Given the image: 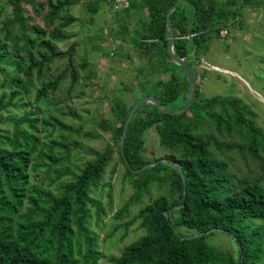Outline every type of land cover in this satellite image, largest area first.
Here are the masks:
<instances>
[{"label": "trees", "instance_id": "1", "mask_svg": "<svg viewBox=\"0 0 264 264\" xmlns=\"http://www.w3.org/2000/svg\"><path fill=\"white\" fill-rule=\"evenodd\" d=\"M77 1L7 0L0 6V121L12 122L11 129L0 127V264H99L104 253L91 220L94 214L101 220L106 209L92 192L104 183L115 150L135 187L114 214L122 220L116 227L128 231L139 221L145 234L124 246L119 255L109 256L110 264H264L263 178L238 175L227 154L248 152L264 170V130L257 125L255 114L237 99L206 100L198 79L207 68L201 72L197 68L204 62L202 53L210 41L223 38L222 30L243 20L237 7L255 5L246 0L239 5L237 0L181 2L171 13L174 49L193 69L195 101L180 114L164 112L153 103L140 105L125 136L129 166L120 139L131 108L141 98L132 105L114 98L112 117L97 122L101 129L111 130L113 142L95 150L94 158L75 171L63 166L70 162L73 149L65 142L74 128L54 116L40 119L39 109L31 108L27 98L34 90L38 103L56 92L68 71L70 89L77 82L71 65L38 88L34 81L35 75L41 81L55 60H72L76 54V42L56 51L52 40L72 37L63 28L77 20L69 13ZM176 1L131 0L122 10L125 14L132 8L147 12L141 24L132 30L124 28L148 62V76L139 81L142 92L148 90V96H156L167 108L181 109L188 99L189 78L171 58L166 24L167 12ZM100 2L108 3L118 15L122 13L111 0H95L90 9L97 12ZM8 7L11 11L5 16ZM93 74L88 69L87 79ZM152 127L166 150L159 157L145 155L144 135ZM211 128L238 135L243 143L220 140L210 133ZM67 129L70 132L64 135ZM55 130L63 141L53 138ZM59 148L63 151L58 154ZM160 158L181 165L183 176L168 162L138 173L132 170ZM66 176L71 178L63 180ZM154 183L159 188L167 186L168 193L131 217V207L143 201ZM178 205L182 206L169 211L167 218L164 211ZM219 227L223 231L208 232ZM194 233L202 234L185 237ZM220 233L233 240L235 251L211 241Z\"/></svg>", "mask_w": 264, "mask_h": 264}, {"label": "rangeland", "instance_id": "2", "mask_svg": "<svg viewBox=\"0 0 264 264\" xmlns=\"http://www.w3.org/2000/svg\"><path fill=\"white\" fill-rule=\"evenodd\" d=\"M6 1L0 0V6ZM94 1L78 0L69 11L77 20L63 28V31L72 37L66 40H52L56 51L66 50L76 42L77 52L73 59L55 60L51 69L44 72L41 81L34 76L38 88L41 82L55 78L71 65L78 76L74 87L70 89L72 75L68 71L56 92L49 93L38 103H35L34 90L31 97L27 98L31 108L39 109L40 119L54 116L74 128L69 140L65 142L73 149L70 162L63 166L75 171L94 158L95 150H103L108 142H113L111 130H103L97 123L102 118L109 121L112 117V100L120 97L128 105H132L138 98L148 96V90L142 92L139 85V81L148 76V62L141 57V49H137L131 38L124 34L125 26L132 30L141 24L142 18H147V12L132 8L129 14L122 10L118 15L106 2L97 3L98 11L93 12L90 5ZM261 3L264 7V0ZM10 11L11 8L8 7L5 16H8ZM38 21L41 22L39 19ZM226 29L228 33L223 38H213L208 49L202 53L204 62L197 68L200 72L204 68L207 70L203 77L199 75L198 84L206 100L237 99L255 114L257 125L264 130V8L248 14L240 23L230 24ZM86 61L89 65L84 67L82 63ZM217 66L221 70L214 68ZM88 69L93 70V78L87 79ZM158 77L159 75H154L155 79ZM0 127L11 129L12 122L0 121ZM80 127V131H74ZM69 132L67 129L63 134ZM210 133L226 142L243 143V139L235 134L229 135L225 131L217 133L215 128H211ZM144 137L146 156L159 157L166 152L159 145V135L154 127L148 129ZM53 138L63 141L59 130L54 131ZM60 151L63 150L59 148L57 153ZM227 154L233 159V169L238 171V175L262 177L264 182V170L260 162L248 152L235 150L227 151ZM70 178L66 176L63 180ZM167 190V186L159 188L156 183L152 184L150 193L143 201L131 207V217L151 200L168 193ZM134 191V184L128 178L115 150L113 161L106 170L104 183L92 192L106 209V214L101 220L95 214L91 220V228L100 235L99 249L104 253L99 264H110L109 256L119 255L124 246L145 234V229L139 226V221L128 231L116 227L122 220L114 218V214ZM210 239L235 251V243L228 235L220 233Z\"/></svg>", "mask_w": 264, "mask_h": 264}, {"label": "water", "instance_id": "3", "mask_svg": "<svg viewBox=\"0 0 264 264\" xmlns=\"http://www.w3.org/2000/svg\"><path fill=\"white\" fill-rule=\"evenodd\" d=\"M183 1H185V0H177L176 3L173 4L169 8V10L167 12V17H166V24H167V28H168V31H169L168 50H169V53L171 55V58H172V60L175 63H177L179 66H181L186 71V73L188 75V78H189V94H188V99H187V102H186L185 106L183 108H181V109H172V108L165 107L156 96H146V97H143V98L139 99L133 105V107L131 108V110H130V112L128 114V117H127V119L125 121L124 128H123V132H122L121 139H120V150H121L122 155L124 156L125 162L129 166H130V163H129L128 159L125 157V136H126V133H127V129H128L129 123H130V121H131V119L133 117V114L135 113L136 109L140 105H142V104H145V103H153L159 109H161L164 112H167L169 114H180V113H183L184 111H186L188 108H190L191 105L193 104V102L195 101V98H196V86H195V83L196 82H195V75H194L193 69L187 63V61L185 60V58L178 57L175 54V49H174V39H175V37H174V31H173V26H172V22H171V13ZM214 68L220 69L218 67H214ZM225 71L228 72L227 70H225ZM160 162H168L175 169H177V171L183 176L181 165H178L176 163H173L171 161H168L167 158H160V159L153 160V161L149 162L148 164H145L144 166H142L140 168L132 169V170L134 172L138 173V172L142 171L143 169H146L148 167H152V166H154V165H156V164H158ZM184 185H185V180H184ZM185 195H186V188H184V191H183V200L185 198ZM181 206L182 205L172 206L171 208L165 210L164 213H165L166 217L167 218L169 217L168 216L169 215V211L178 209ZM213 230L223 231V229L219 227V228L210 229V230H208V232H211ZM177 233L180 234L179 232H177ZM199 234H202V233H194V234L187 235L185 237L188 238V239H192V238L196 237Z\"/></svg>", "mask_w": 264, "mask_h": 264}, {"label": "crops", "instance_id": "4", "mask_svg": "<svg viewBox=\"0 0 264 264\" xmlns=\"http://www.w3.org/2000/svg\"><path fill=\"white\" fill-rule=\"evenodd\" d=\"M246 1H251L253 3V5H255L256 7L255 6H253V7H251V6H241V7H237L238 8L237 11L240 12V14H239L240 16L239 17L241 19H245L246 16H248V14L253 13V12H257V11H259V9L260 10H263V8H264L263 5H261L262 0H246ZM242 2H243L242 0H237V4L238 5L240 3H242ZM257 4H259V5L257 6ZM217 67H219V66H217Z\"/></svg>", "mask_w": 264, "mask_h": 264}, {"label": "built area", "instance_id": "5", "mask_svg": "<svg viewBox=\"0 0 264 264\" xmlns=\"http://www.w3.org/2000/svg\"><path fill=\"white\" fill-rule=\"evenodd\" d=\"M114 4L116 10H122L130 6L131 0H111ZM228 33V30H222V36H225Z\"/></svg>", "mask_w": 264, "mask_h": 264}]
</instances>
